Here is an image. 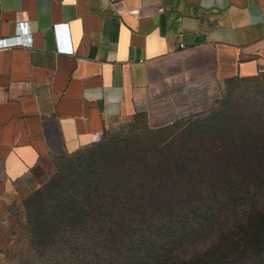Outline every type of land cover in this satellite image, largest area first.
<instances>
[{
  "label": "crops",
  "instance_id": "obj_1",
  "mask_svg": "<svg viewBox=\"0 0 264 264\" xmlns=\"http://www.w3.org/2000/svg\"><path fill=\"white\" fill-rule=\"evenodd\" d=\"M19 21L31 47L0 50V215L85 123L168 121L264 75V0H0V39Z\"/></svg>",
  "mask_w": 264,
  "mask_h": 264
},
{
  "label": "trees",
  "instance_id": "obj_2",
  "mask_svg": "<svg viewBox=\"0 0 264 264\" xmlns=\"http://www.w3.org/2000/svg\"><path fill=\"white\" fill-rule=\"evenodd\" d=\"M230 102L227 98L222 106ZM241 103L234 115L244 113ZM246 111V150L229 152L221 142L214 147L213 141L224 138L218 115L183 127L188 133L177 140L181 152L214 159L210 166L185 156L162 164L161 158L145 156L74 172L49 191L31 217L33 249L44 255L72 250L117 264H264V97ZM241 117H235L236 125ZM205 202L220 209L203 212Z\"/></svg>",
  "mask_w": 264,
  "mask_h": 264
},
{
  "label": "rangeland",
  "instance_id": "obj_3",
  "mask_svg": "<svg viewBox=\"0 0 264 264\" xmlns=\"http://www.w3.org/2000/svg\"><path fill=\"white\" fill-rule=\"evenodd\" d=\"M264 97V75L250 81L236 80L225 83L221 89L218 100L208 102L187 113H181L171 120L159 118L165 111L158 108L156 114L121 119L112 123L92 121L85 123L82 131L72 136L67 142L62 156L43 162L31 177L14 188V200L0 215V264H117L115 259L99 262L76 256L72 250L65 254L53 252L47 255L36 253L31 243V217L37 213L36 209L46 199L49 191L63 185L74 172L93 163L114 160H131L133 157L152 156L160 159L179 162L184 157L196 164H214V159H200L188 156L181 152L177 144L180 134L188 133L190 125L202 124L209 119L219 116L223 120L218 124L223 132L222 140L213 141L214 147H219L216 142H221L226 147L243 148L249 144V122L246 121L247 111L251 104L257 102L261 105ZM230 98L231 102L222 106L224 100ZM242 105L244 113L238 111L234 115L237 103ZM242 115L236 125V116ZM245 119V120H244ZM249 119V117H248ZM243 120V121H242ZM186 129L184 130V128ZM184 130V131H183ZM240 134L241 142L236 143L235 134ZM238 138V137H236ZM239 138V139H240ZM210 145V144H209ZM187 151L192 147L190 143L184 145ZM191 153L190 155H192ZM165 156L168 158L165 159ZM159 163V161H158ZM205 178V177H203ZM222 180L224 177H220ZM203 212H216L218 206L214 202L204 203ZM40 255V256H39ZM234 264V263H233Z\"/></svg>",
  "mask_w": 264,
  "mask_h": 264
},
{
  "label": "built area",
  "instance_id": "obj_4",
  "mask_svg": "<svg viewBox=\"0 0 264 264\" xmlns=\"http://www.w3.org/2000/svg\"><path fill=\"white\" fill-rule=\"evenodd\" d=\"M31 45L32 38L31 34L28 31L27 25L20 21L17 22L16 32L13 37L8 39H0V50H5L14 47L30 48Z\"/></svg>",
  "mask_w": 264,
  "mask_h": 264
}]
</instances>
